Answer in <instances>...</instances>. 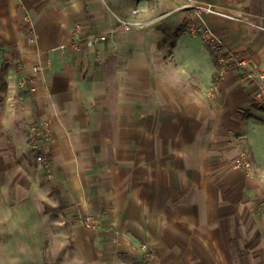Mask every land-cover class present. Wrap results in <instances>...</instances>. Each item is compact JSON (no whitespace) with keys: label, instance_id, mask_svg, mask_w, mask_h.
I'll return each mask as SVG.
<instances>
[{"label":"crops","instance_id":"crops-1","mask_svg":"<svg viewBox=\"0 0 264 264\" xmlns=\"http://www.w3.org/2000/svg\"><path fill=\"white\" fill-rule=\"evenodd\" d=\"M245 21L264 0H0V264H264V30Z\"/></svg>","mask_w":264,"mask_h":264},{"label":"built area","instance_id":"built-area-1","mask_svg":"<svg viewBox=\"0 0 264 264\" xmlns=\"http://www.w3.org/2000/svg\"><path fill=\"white\" fill-rule=\"evenodd\" d=\"M196 9L201 11V12H206V13H210V14H218V15L225 16L228 18H232V19H235L238 21H243V20H240L239 17H234L232 15L221 13L220 11H217L216 8L213 6H197ZM117 21H118L119 25L122 28H124L126 31H130L132 29L131 24L127 20H125L124 18L117 17ZM245 22L254 28L264 30L263 26H259L256 23H252V22H248V21H245ZM75 33L80 35V33H81V27L80 26H76ZM96 39L103 41L106 39V37L103 35H101V36L99 35ZM209 42L213 44V48L216 51L217 60L220 64V66L225 68L229 64L230 61L234 60L233 58L227 59L224 50L213 39H210ZM2 58H3V51L0 49V62H1ZM36 72H37V70H36ZM262 78H264V77H262ZM31 82H32V79H23L20 82V88H22V89L28 88L30 91H33L34 87L29 86V83H31ZM253 100L259 108L264 109V87H260L259 90H257L254 93ZM29 133H30L31 139H33L35 141L37 139H41L44 142H49L51 140L52 135H53V129L51 127V124H49V123H41V124L36 123V124H32L30 126V132ZM39 160L48 162V158L46 156H42V155L39 157ZM236 168L240 171L245 172L248 175L254 174V172H255L254 165L251 162L250 158L248 157L247 153L241 154L239 160L236 163ZM84 226L86 229L92 230V231H96L98 229L97 220L92 216H86L84 218Z\"/></svg>","mask_w":264,"mask_h":264},{"label":"rangeland","instance_id":"rangeland-1","mask_svg":"<svg viewBox=\"0 0 264 264\" xmlns=\"http://www.w3.org/2000/svg\"><path fill=\"white\" fill-rule=\"evenodd\" d=\"M217 10V9H216ZM217 11H219V10H217ZM221 13H223V12H221ZM207 40V39H206ZM207 42H209L208 40H207ZM217 43V42H216ZM208 44H211L212 46H213V44L212 43H208ZM217 44H219V43H217ZM220 45V44H219ZM221 47V46H220ZM214 58H215V60L217 61V65H220L219 64V62H218V60H217V54H216V51H215V56H214ZM235 64H237V62H238V60H237V58H235ZM30 144H31V146L32 147H34V149H33V151H34V158H35V160H36V162L39 164V165H42V166H47L48 168H49V162H45V161H40L39 160V157L42 155V156H45V152H48V145H49V142H44L43 140H41V139H37L36 141L35 140H33V139H31V137H30V133L28 134V140H27ZM86 216H83V217H81L80 218V222L83 224V226H84V218H85ZM93 217V216H92ZM84 228H85V226H84ZM143 249V252H144V256H145V258H146V260L147 261H150L151 260V254H152V252H151V250H149V249H147V247H143L142 248ZM75 264H78V263H75ZM157 264V263H156ZM164 264V263H163Z\"/></svg>","mask_w":264,"mask_h":264},{"label":"trees","instance_id":"trees-1","mask_svg":"<svg viewBox=\"0 0 264 264\" xmlns=\"http://www.w3.org/2000/svg\"><path fill=\"white\" fill-rule=\"evenodd\" d=\"M210 48H211V46H210ZM211 50H212V48H211ZM213 51V50H212Z\"/></svg>","mask_w":264,"mask_h":264}]
</instances>
